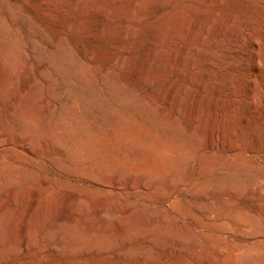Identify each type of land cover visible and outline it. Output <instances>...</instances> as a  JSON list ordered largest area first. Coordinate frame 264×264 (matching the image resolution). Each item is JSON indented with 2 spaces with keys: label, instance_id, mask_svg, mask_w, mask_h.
Returning <instances> with one entry per match:
<instances>
[{
  "label": "rangeland",
  "instance_id": "374dc122",
  "mask_svg": "<svg viewBox=\"0 0 264 264\" xmlns=\"http://www.w3.org/2000/svg\"><path fill=\"white\" fill-rule=\"evenodd\" d=\"M0 55L1 263L264 264V0H0Z\"/></svg>",
  "mask_w": 264,
  "mask_h": 264
},
{
  "label": "bare ground",
  "instance_id": "6f19581e",
  "mask_svg": "<svg viewBox=\"0 0 264 264\" xmlns=\"http://www.w3.org/2000/svg\"><path fill=\"white\" fill-rule=\"evenodd\" d=\"M169 1V0H168ZM163 3V2H162ZM176 3V2H175ZM173 5V4H172ZM84 6V5H83ZM126 6V5H125ZM131 6V5H130ZM158 6V5H157ZM159 7V6H158ZM127 8H128V6H127ZM130 9V8H129ZM149 15V14H148ZM197 21V20H196ZM242 24V23H241ZM245 24V23H244ZM244 24H243V26H244ZM193 25H194V27H196V26H198L199 25V23H198V21L197 22H195V23H193ZM246 25V24H245ZM192 37H190L189 39H191ZM227 38H229V37H227ZM253 43H254V45L256 46V42L255 41H253ZM10 48V47H9ZM185 48H186V46H185ZM183 49L182 51H185V50H187V48L186 49ZM9 49H6V52H9L8 51ZM12 50V49H11ZM5 52V55H7V56H9L10 54L9 53H11V52H9V53H6ZM13 52V51H12ZM186 52V51H185ZM10 56H12V55H10ZM9 56V57H10ZM253 56V58L255 59L256 58V55L255 54H253L252 55ZM2 57H3V55H2ZM9 57H8V61H6L5 62V59L3 60V58H1V55H0V80H1V82L3 81V80H7V78L6 77H8V76H14V78L18 81L19 80V75H20V73H21V69H22V67H20V61L22 60V59H24V57L21 59V58H19V57H17V58H10L9 59ZM19 58V60H17ZM49 59V58H48ZM23 61V60H22ZM22 64V63H21ZM23 64H26L27 65V61L26 60H24V63ZM23 66H25V65H23ZM29 66H31V65H29ZM30 68V67H29ZM27 69V68H26ZM25 69V70H26ZM28 71V70H27ZM24 74H28L27 72L26 73H24ZM26 77H27V75H25ZM24 75L22 76V77H25ZM30 76V75H29ZM20 79H21V77H20ZM30 79V78H29ZM22 80V79H21ZM20 80V81H21ZM26 80V79H25ZM28 80V79H27ZM26 80V81H27ZM28 82V81H27ZM29 82H31V81H29ZM28 82V83H29ZM18 83V82H17ZM24 84V83H23ZM23 86V85H22ZM32 88V87H31ZM3 134V132H2V130L0 129V136ZM28 208V207H27ZM26 208V209H27ZM31 209V208H30ZM30 209H27L26 210V212L24 213V212H22V213H20V215H24L23 216V218L25 219V223L23 222V221H21V222H23V224H21V223H19L20 222V217H19V215H17V214H15V216H13V218L11 219V226H10V228L8 227V229H9V232H10V236H11V243L9 244V246L10 247H8L7 248V253L6 254H8L7 255V257H8V259L9 258H12V256H11V253L12 252H14L15 253V255H14V258L16 259H19L20 258V256H21V252H24L25 250H26V247H27V242H28V237H29V235H28V223L26 222L27 220H28V218H29V220H30V218H32L33 216H31V212L33 211H31ZM35 212V211H34ZM33 215V214H32ZM35 217V216H34ZM9 218H11V217H9ZM27 223V224H26ZM17 228H19V229H17ZM17 231H19L18 233H19V240H16V234H17ZM74 243V242H73ZM49 253H50V248H47L46 249ZM4 251H6V250H4ZM0 253H2V250L0 249ZM4 253V252H3ZM1 255V254H0ZM17 255H18V257H17ZM0 264H3V263H1L0 262Z\"/></svg>",
  "mask_w": 264,
  "mask_h": 264
}]
</instances>
